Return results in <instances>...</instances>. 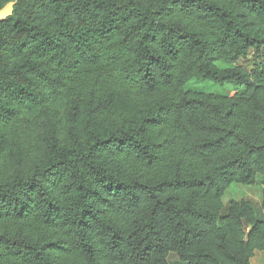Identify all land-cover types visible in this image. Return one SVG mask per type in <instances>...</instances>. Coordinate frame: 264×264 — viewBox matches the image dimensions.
<instances>
[{
    "label": "trees",
    "instance_id": "16d2710c",
    "mask_svg": "<svg viewBox=\"0 0 264 264\" xmlns=\"http://www.w3.org/2000/svg\"><path fill=\"white\" fill-rule=\"evenodd\" d=\"M8 4L0 264H169L171 253L252 264L264 253L253 203L222 201L264 178V0Z\"/></svg>",
    "mask_w": 264,
    "mask_h": 264
},
{
    "label": "rangeland",
    "instance_id": "374dc122",
    "mask_svg": "<svg viewBox=\"0 0 264 264\" xmlns=\"http://www.w3.org/2000/svg\"><path fill=\"white\" fill-rule=\"evenodd\" d=\"M192 87L198 88V89L201 88V86L197 84H192ZM204 88L206 92H213V93L228 92L226 87H217V86L209 85V84H206ZM229 94L230 96L234 95L233 92H230ZM263 188H264V178L260 175L257 176L256 184L254 186H243L239 184H232L225 192V195L222 199L223 204L225 207H227L230 200H239L243 196V194L249 191L253 193L252 194L254 196L253 198L258 197L259 194L261 195ZM167 260L169 264H182V263H179L175 254H172V253L169 254Z\"/></svg>",
    "mask_w": 264,
    "mask_h": 264
},
{
    "label": "crops",
    "instance_id": "0c3cea01",
    "mask_svg": "<svg viewBox=\"0 0 264 264\" xmlns=\"http://www.w3.org/2000/svg\"><path fill=\"white\" fill-rule=\"evenodd\" d=\"M252 194L253 193L251 191L246 192L239 200H235V201L240 202L241 200H245L252 202L256 210L259 212V215L264 217V212L260 211L259 209L261 195L259 194L258 197L253 198L254 196ZM251 262L252 264H264V253H255Z\"/></svg>",
    "mask_w": 264,
    "mask_h": 264
},
{
    "label": "water",
    "instance_id": "95a60500",
    "mask_svg": "<svg viewBox=\"0 0 264 264\" xmlns=\"http://www.w3.org/2000/svg\"><path fill=\"white\" fill-rule=\"evenodd\" d=\"M13 6L12 4L6 5L3 9H0V21H3L12 14Z\"/></svg>",
    "mask_w": 264,
    "mask_h": 264
}]
</instances>
